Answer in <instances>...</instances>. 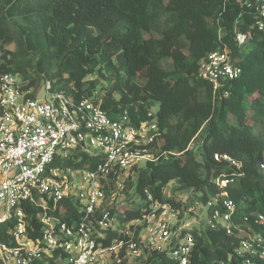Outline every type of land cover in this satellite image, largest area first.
Here are the masks:
<instances>
[{"label": "trees", "instance_id": "1", "mask_svg": "<svg viewBox=\"0 0 264 264\" xmlns=\"http://www.w3.org/2000/svg\"><path fill=\"white\" fill-rule=\"evenodd\" d=\"M260 18L251 5H224L223 0H0L2 70L28 79L34 92L41 80L49 81L50 92L62 91L78 100L96 92L98 83L88 76L96 71V63L102 64L111 82L93 100L109 113L126 109L135 124L156 103L163 138L160 149L180 153L169 161L149 162L136 171L135 181L131 176L124 181L145 204L125 209L120 221L128 227L108 231L99 238L104 245L127 238L130 230L137 238L142 226L132 222L150 209L145 187L155 201L180 208L179 201L163 197V189L175 181L178 188L201 193L203 204L217 197L216 207L222 209L217 177L233 178L226 189L235 203V226L231 234L224 229L205 228L201 233L189 229L195 238L189 264H241L244 257L235 249L244 217L264 238V172L259 169L264 162V19L258 29ZM238 33L246 34L244 42L236 39ZM218 47H226L230 62L241 68L229 82L227 97L222 92L213 95L210 84L196 76L199 61ZM167 60L169 69L163 65ZM194 140L201 147L202 161L188 147ZM214 153L239 161L240 169L215 161ZM89 156L73 150L56 165L91 169L99 159L87 160ZM21 208L29 236H39L43 209L29 203ZM211 213L212 207L207 208L206 215ZM48 214L68 224L80 216L67 200L59 201ZM258 214L263 220L256 218ZM14 224L11 218L0 225V242L11 240ZM143 256L144 264H172L156 251L145 249ZM58 258L65 259L66 253L55 249L42 264H57ZM253 264L264 260L254 259Z\"/></svg>", "mask_w": 264, "mask_h": 264}, {"label": "built area", "instance_id": "2", "mask_svg": "<svg viewBox=\"0 0 264 264\" xmlns=\"http://www.w3.org/2000/svg\"><path fill=\"white\" fill-rule=\"evenodd\" d=\"M223 2L253 6L261 17L258 29L263 28L264 0ZM236 39L242 43L246 34L238 33ZM2 54L0 49V65ZM240 73L241 68L230 62L228 49L218 47L199 61L196 76L210 84L213 95L222 92L227 97L229 82ZM28 83L20 74L0 67V225L15 219L9 231L11 240L0 242V264L47 263L55 249L66 253L67 264H125L126 256L141 257L145 249L163 253L172 264H189L194 235L189 229L174 228L178 208L155 201L147 187L143 192L150 209L135 220L142 224L137 238L130 230L127 238H114L105 245L99 240L108 231L117 230L115 212L100 208L106 192L123 189L130 176L135 181L136 171L147 163L169 161L172 155L180 154L157 149L156 141L162 136L154 104L147 109L145 119L135 124L126 109L116 113L102 109L100 102L93 100L95 91L76 100L62 91L50 92L51 84L45 81L43 94L37 96ZM91 149L101 152L91 169L56 165L73 150L91 155ZM213 159L237 171L241 166L227 154L214 153ZM259 169L264 172V162L259 163ZM214 181L222 189V209L216 207L217 197L208 198L204 207H212V213L207 216L206 228L231 234L235 203L228 198L226 187L233 178L217 177ZM61 200L69 201L80 213L77 221L68 224L48 214ZM26 203L43 209L42 231L34 238L28 234L21 208ZM256 218L263 220L261 214ZM247 221L244 217V228L239 229L242 238L235 249L236 255L244 257L241 264L264 260V238Z\"/></svg>", "mask_w": 264, "mask_h": 264}, {"label": "rangeland", "instance_id": "3", "mask_svg": "<svg viewBox=\"0 0 264 264\" xmlns=\"http://www.w3.org/2000/svg\"><path fill=\"white\" fill-rule=\"evenodd\" d=\"M9 48L11 50L14 49L13 45H10ZM164 68H170V60L164 62ZM96 71L88 76L89 79H95L98 83L96 87V92L98 93L102 87H108L111 82V76L109 71L107 72L104 69L102 64L96 63L95 64ZM97 70H101L104 72L103 76H101ZM43 80H41L38 84L37 90H35V94L37 96H41L43 91ZM115 96H119L120 93L118 91L114 92ZM153 110H157L158 105L154 102ZM247 113L250 115L252 113L251 110H247ZM163 138L159 137L156 141L157 149H160L162 146ZM193 148V152L195 153V157L197 160H203V154L201 153V147L197 145V141L194 140L190 144V148ZM91 155L88 157L87 160H91L93 156L96 159L100 158V150L99 149H91ZM143 167V166H142ZM141 168V167H140ZM163 197L174 199L176 202H180V208L178 220L174 228L182 227L184 229H196L199 232H202L207 224V215H206V208L202 202V194L199 192L194 191L190 188H178L175 181H170L168 185L163 189ZM145 204V200L140 198L135 192L134 188L130 187L129 184L124 185L123 189L115 190L112 193L106 194L104 201L102 202L100 208L107 207L112 209L115 212V218L117 220V224H115L117 229H126L129 224H122L120 221L121 216L125 209L133 210L139 209L143 207ZM134 225H142L141 222H133ZM141 230V229H140ZM143 233V231H141ZM148 253L145 254V256ZM145 258L143 255L141 257H131L126 256L125 264H144ZM58 264H67L66 259L57 260Z\"/></svg>", "mask_w": 264, "mask_h": 264}]
</instances>
